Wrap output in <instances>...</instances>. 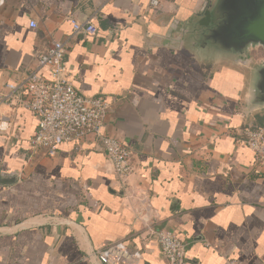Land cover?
Masks as SVG:
<instances>
[{
	"label": "crops",
	"instance_id": "0c3cea01",
	"mask_svg": "<svg viewBox=\"0 0 264 264\" xmlns=\"http://www.w3.org/2000/svg\"><path fill=\"white\" fill-rule=\"evenodd\" d=\"M151 1L0 8V264H102L97 252L118 241L139 264H168L160 230L185 243L187 264H264V174L241 134L264 111L243 110L248 70L198 64L176 47L175 31L205 0ZM72 18L97 32L75 34ZM54 41L67 43L76 89L111 104L106 132L132 151L125 186L94 142L63 143L54 156L34 149L39 119L24 89L1 102Z\"/></svg>",
	"mask_w": 264,
	"mask_h": 264
},
{
	"label": "built area",
	"instance_id": "2783aa9c",
	"mask_svg": "<svg viewBox=\"0 0 264 264\" xmlns=\"http://www.w3.org/2000/svg\"><path fill=\"white\" fill-rule=\"evenodd\" d=\"M7 0H0V8ZM159 0H152L153 6ZM75 34H95L96 25L90 20L79 21L72 18ZM36 27L35 21L31 22ZM67 43L54 41L39 54L37 69L28 73L19 83H9L8 91L1 94L2 103H12L16 93L24 89L27 93L26 106L38 116L37 132L32 139L34 149H43L54 156L59 145L66 142H94L101 146L112 162L118 182L125 186L132 172V151L105 129L106 115L111 104L103 96L81 94L69 78L65 63ZM49 70V77L40 73ZM6 129L5 124L0 125ZM244 142L252 150L258 169L264 174V126L241 129ZM163 256L168 264H187L186 245L173 230L157 232ZM102 264H139V251L131 250L124 242H111L97 252ZM224 264H244L230 258Z\"/></svg>",
	"mask_w": 264,
	"mask_h": 264
},
{
	"label": "water",
	"instance_id": "95a60500",
	"mask_svg": "<svg viewBox=\"0 0 264 264\" xmlns=\"http://www.w3.org/2000/svg\"><path fill=\"white\" fill-rule=\"evenodd\" d=\"M176 47L198 64H231L248 70L244 112L264 111V0H205L203 6L175 31ZM167 43V42H165ZM4 182H13L5 180Z\"/></svg>",
	"mask_w": 264,
	"mask_h": 264
},
{
	"label": "trees",
	"instance_id": "16d2710c",
	"mask_svg": "<svg viewBox=\"0 0 264 264\" xmlns=\"http://www.w3.org/2000/svg\"><path fill=\"white\" fill-rule=\"evenodd\" d=\"M203 67H210L211 66V63H204L202 65ZM252 127V128H257V127H261V126H264V113L262 114H257L253 120V122L251 124H247L244 127Z\"/></svg>",
	"mask_w": 264,
	"mask_h": 264
},
{
	"label": "rangeland",
	"instance_id": "374dc122",
	"mask_svg": "<svg viewBox=\"0 0 264 264\" xmlns=\"http://www.w3.org/2000/svg\"><path fill=\"white\" fill-rule=\"evenodd\" d=\"M251 56L258 62L264 58V50L261 47L255 48L251 53Z\"/></svg>",
	"mask_w": 264,
	"mask_h": 264
}]
</instances>
